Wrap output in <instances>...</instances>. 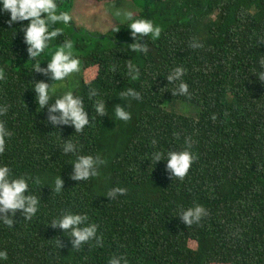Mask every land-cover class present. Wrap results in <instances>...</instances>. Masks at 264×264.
I'll use <instances>...</instances> for the list:
<instances>
[{"label":"trees","instance_id":"trees-1","mask_svg":"<svg viewBox=\"0 0 264 264\" xmlns=\"http://www.w3.org/2000/svg\"><path fill=\"white\" fill-rule=\"evenodd\" d=\"M131 1L140 8L138 18L162 29L158 40L141 41L147 55L132 50L136 40L126 23L105 35L72 23L54 43L67 37L81 55L75 94L92 122L82 133L46 123L48 111L39 108L32 87L53 81L35 73L29 61L22 31L28 22L9 27L8 15L0 13V68L6 72L0 107L8 108L0 122L12 133L0 162L16 177L38 179L31 187L41 198L31 220L18 212L13 228L0 223L6 264H108L113 256L127 264H264V0ZM58 4L70 10L72 1ZM129 61L138 69L135 80L128 75ZM176 67L186 70L189 96L172 94L176 84L166 77ZM128 88L141 94L142 100L133 101L142 111L127 125H115L114 106ZM93 90L98 96L89 100ZM98 98L108 104L103 118L95 113ZM167 100L198 106L200 117L165 110ZM70 139L79 144L77 155L105 161L97 177L71 179L76 156L63 153ZM189 144L196 159L183 180L170 175L166 161H150L153 152ZM59 176L65 190L56 193ZM117 187L126 193L111 200L108 193ZM197 204L208 215L189 227L180 215ZM69 212L87 214L98 225L102 246L93 241L75 249L70 236L51 226Z\"/></svg>","mask_w":264,"mask_h":264},{"label":"clouds","instance_id":"clouds-1","mask_svg":"<svg viewBox=\"0 0 264 264\" xmlns=\"http://www.w3.org/2000/svg\"><path fill=\"white\" fill-rule=\"evenodd\" d=\"M0 13L7 14L9 27L13 24L28 22L22 27L24 33V43L27 46L29 61H34L33 69L35 73H40L50 80L53 85L45 81H36L32 89L36 93V102L40 109H47V122L55 127L71 126L76 133H82L85 128L91 126L88 111L86 110L84 99L75 94L72 90H67L57 95V88L63 87V82L79 73L81 61L74 50V41L64 39L63 43L51 51L54 42L62 36L66 29L73 23V16L70 10L61 9L58 0H0ZM111 14L116 21L126 23L131 30V35L136 43L131 45L135 52L147 55L149 48L141 41L147 37L156 41L160 38L162 29L152 20L138 18L133 11L116 8L111 10ZM118 28V27H117ZM199 43H193L191 47H201ZM45 56H50L47 67H42ZM45 61V60H44ZM264 64V61H261ZM115 70V69H114ZM128 75L133 80L138 78V69L129 61L127 64ZM186 70L183 67L174 68L168 75L169 84H176L174 96H189V86L184 82ZM94 78V74H93ZM6 79V72L0 68V81ZM259 79L264 81V73L260 74ZM125 98L131 100H142L141 94L133 88H128L121 93ZM96 91H91L89 100L97 97ZM108 104L103 98L95 99V113L100 117L107 115ZM115 117L119 121L128 122L132 119L131 113L122 105H116ZM7 107H0V116L6 115ZM216 119L215 116L212 117ZM12 133L0 122V155L5 152L6 138H10ZM155 143V141L153 142ZM81 149L78 142L71 139L63 142L64 155L72 154L76 159L70 164L73 166L71 179L77 182H86L99 175L100 167L105 161L99 156L77 155ZM196 157L190 150V144L181 151H162L152 153L150 161L158 164L166 161V170L174 178L183 180L189 173ZM40 183L31 176L16 177L8 164L0 162V223L9 228L15 224L14 217L19 212L24 220H31L41 209V198L33 193L32 185ZM65 182L61 176L55 179V192L61 193L65 190ZM126 193L124 188H113L108 193V198L116 199ZM11 214V215H9ZM208 212L200 204L190 207L182 212L181 220L187 226L199 224ZM51 226L63 230L70 236L71 243L75 249H79L84 244H91L95 241L97 246H102V239L98 236V225L90 222L87 214L67 213L56 220ZM9 260L7 250H0V264H6ZM108 264H127L124 257L113 256Z\"/></svg>","mask_w":264,"mask_h":264},{"label":"rangeland","instance_id":"rangeland-1","mask_svg":"<svg viewBox=\"0 0 264 264\" xmlns=\"http://www.w3.org/2000/svg\"><path fill=\"white\" fill-rule=\"evenodd\" d=\"M71 1H72V5L70 7V11L73 16V23L77 28L83 29L86 31V33L89 32L92 34L99 33L105 35L115 27L125 24L123 22L116 21V18L111 14V10L120 8V9L133 11L136 15L140 11L139 6L136 3L132 2L131 0H119V1L107 2V3H97L93 0H71ZM70 29L71 26H69V29H66L65 31H68ZM56 47L58 46H54L53 44L50 50L54 52ZM74 50L78 54V58L81 61L80 53L76 50V48H74ZM45 57L47 59L50 58V56H45ZM81 78H82V61H81V67L79 73L73 74L71 78L63 82L64 86L57 88V94H62L67 90H72L74 93H76L78 91ZM54 83L55 82L53 81L52 85ZM116 105L124 106L131 113L132 115L131 120H136L142 111V107L140 105H138L130 98H125L123 96L118 98ZM163 108L169 112L194 119H198L201 114V109L198 106L177 100H167L163 105ZM114 112L115 109L112 112V116H111V120L114 121L112 122L113 124L127 125V123L130 122V121L123 122L117 120Z\"/></svg>","mask_w":264,"mask_h":264}]
</instances>
